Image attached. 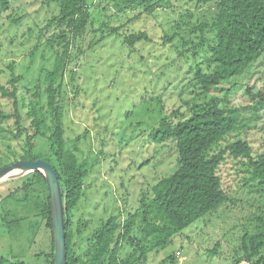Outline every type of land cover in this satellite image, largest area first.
I'll return each instance as SVG.
<instances>
[{
    "label": "rangeland",
    "instance_id": "1",
    "mask_svg": "<svg viewBox=\"0 0 264 264\" xmlns=\"http://www.w3.org/2000/svg\"><path fill=\"white\" fill-rule=\"evenodd\" d=\"M11 2L8 11L0 10V84L8 85L13 66L14 74L23 78L22 88L30 90L26 98L33 99L36 93L43 95L46 71L53 69L55 53L46 46L53 31L44 35L42 30L58 15V8L49 0ZM88 3L93 6L94 23L72 44L63 105L65 138L70 144L79 140V159L91 166L73 219L74 247L81 252L103 223L135 213L143 192L177 169L175 144H156L151 134L166 114L181 111L189 116L191 106L187 103L202 89L195 79L194 62L190 61V69L178 58L183 44L177 40L165 43L164 37L173 33L187 12L193 14V22H205L216 11L213 4L197 8L188 0H168L153 15H144L124 29L127 34L147 32L151 42L133 48L115 36L90 51L91 42L101 35L96 30L112 12L101 11L105 6L101 0ZM135 17L137 13L115 18L112 26ZM180 26L178 32L185 35L188 27ZM231 82L225 86L232 87L228 104L237 111L238 130L221 148L242 140L250 143L255 155L264 154V108L253 98L264 92V56L247 74ZM40 103H45L44 96ZM0 127L4 129L0 135L1 169L16 163L23 151L10 135V125L0 121ZM47 150V143L41 141L40 151ZM244 164V159L227 155L219 175L230 201L186 228L167 248L150 254L146 264H239L242 237L254 233L258 219L264 216V194L245 186L249 174ZM32 177L30 173L0 183V256L25 264H48L46 257L39 255L47 242L41 232L37 235L39 219L34 213L26 215L29 203L25 199L34 196L35 185L29 187L33 190L23 186ZM141 228L138 223L134 232L138 238ZM124 248L122 258L131 252L129 246Z\"/></svg>",
    "mask_w": 264,
    "mask_h": 264
},
{
    "label": "trees",
    "instance_id": "2",
    "mask_svg": "<svg viewBox=\"0 0 264 264\" xmlns=\"http://www.w3.org/2000/svg\"><path fill=\"white\" fill-rule=\"evenodd\" d=\"M166 1L101 0L105 5L101 6V11L111 9L112 14L107 15L106 21L96 30L101 35L91 42L89 50L93 51L99 43L115 36L122 37L123 45L133 48L138 43L151 42L147 32L127 34L124 29L144 15H153ZM188 1L195 3L197 8L213 4L215 14L205 22H193V14L187 12L180 20V25L188 27L186 34L181 35L178 31L182 26L177 25L164 39L165 43L177 40L183 44L182 50L178 48V58L186 65L194 62L195 79L202 93L192 103H187L191 106L189 116L181 111L166 114L151 134V140L156 144H175L178 167L149 192H143L135 213H128L123 219L114 216L103 223L87 240L88 247L82 252L74 247L73 219L91 166L79 159V140L70 144L65 138L63 105L67 68L72 62V44L94 23L93 6L88 0H49L57 6L58 15L42 30L44 35L53 31L46 46L55 53L53 69L46 71L43 95L36 93L32 96L34 100L27 99L30 90L22 88L23 78L14 74L13 66L10 67L13 74L8 85L0 84V121L10 125L9 133L23 151L17 162L44 160L52 165L61 182L67 264H146L150 254L167 248L186 228L230 201L219 175L227 155L245 160L249 174L245 186L264 194V154L255 155L250 143L242 140L221 148L222 143L238 130L237 111L228 104L232 87L225 85L247 74L264 56V0ZM11 5V0H0L1 12L8 11ZM130 13H137V17L127 19L120 26H112L113 19ZM71 73L70 82H73L75 76ZM43 96L45 103L41 105ZM253 98L258 99L257 105L264 108L263 91ZM3 132L0 127V135ZM41 141L48 145L46 153L40 151ZM32 175L33 180H28L32 184L23 186L25 190H33L29 187L35 185L34 196L28 195L25 199L29 203L26 215L34 213L38 217L37 235L41 232L42 240L47 239L39 255H44L48 264H55L48 183L40 171ZM138 223L142 226L140 238L134 234ZM258 223L254 233L246 232L241 239L239 264H264V216L258 219ZM126 246L131 252L122 258ZM0 264L25 263L0 256Z\"/></svg>",
    "mask_w": 264,
    "mask_h": 264
},
{
    "label": "water",
    "instance_id": "3",
    "mask_svg": "<svg viewBox=\"0 0 264 264\" xmlns=\"http://www.w3.org/2000/svg\"><path fill=\"white\" fill-rule=\"evenodd\" d=\"M36 171L43 173L48 183L54 234V261L55 264H67L64 196L61 182L52 165L44 160H20L0 170V183Z\"/></svg>",
    "mask_w": 264,
    "mask_h": 264
}]
</instances>
